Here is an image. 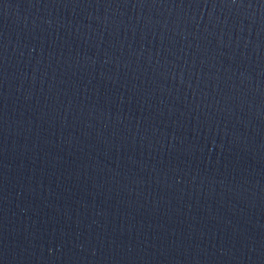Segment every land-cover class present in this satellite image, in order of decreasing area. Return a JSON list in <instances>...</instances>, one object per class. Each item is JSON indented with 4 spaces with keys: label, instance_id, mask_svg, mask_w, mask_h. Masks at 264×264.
I'll return each mask as SVG.
<instances>
[{
    "label": "water",
    "instance_id": "water-1",
    "mask_svg": "<svg viewBox=\"0 0 264 264\" xmlns=\"http://www.w3.org/2000/svg\"><path fill=\"white\" fill-rule=\"evenodd\" d=\"M0 264H264V0H0Z\"/></svg>",
    "mask_w": 264,
    "mask_h": 264
}]
</instances>
